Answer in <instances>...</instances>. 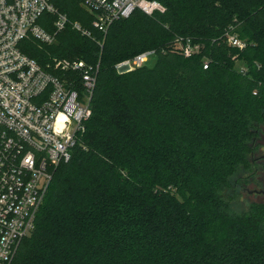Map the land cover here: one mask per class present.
Wrapping results in <instances>:
<instances>
[{"label":"trees","instance_id":"1","mask_svg":"<svg viewBox=\"0 0 264 264\" xmlns=\"http://www.w3.org/2000/svg\"><path fill=\"white\" fill-rule=\"evenodd\" d=\"M155 1L164 12L103 34L79 0H53L90 36L68 25L53 45L21 43L44 68L99 70L79 145L10 264H264V206L239 216L224 194L264 124V0ZM149 51L152 66L116 70Z\"/></svg>","mask_w":264,"mask_h":264},{"label":"built area","instance_id":"2","mask_svg":"<svg viewBox=\"0 0 264 264\" xmlns=\"http://www.w3.org/2000/svg\"><path fill=\"white\" fill-rule=\"evenodd\" d=\"M79 1L92 16V27L103 34L137 10L148 16L165 11L155 0ZM47 15L54 17L51 31L44 27ZM68 25L90 36L80 23L71 24L53 0H0V264H10L33 233L53 170L72 158L91 115L99 65L54 58L44 68L20 48L27 39L53 45ZM227 40L244 47L233 35ZM183 52L188 57L193 49L187 45ZM153 56L141 53L116 70L134 71Z\"/></svg>","mask_w":264,"mask_h":264},{"label":"rangeland","instance_id":"3","mask_svg":"<svg viewBox=\"0 0 264 264\" xmlns=\"http://www.w3.org/2000/svg\"><path fill=\"white\" fill-rule=\"evenodd\" d=\"M153 63L154 58L151 57L148 65L152 66ZM237 67L243 68L244 65L242 62H238ZM252 143L254 145V140ZM254 150L255 148L248 155L246 164L238 167L237 172L230 179V187L224 191L233 213L244 217L253 210V206L256 208L264 206V198L258 199L251 193L255 188L254 184L257 182L256 170L252 161Z\"/></svg>","mask_w":264,"mask_h":264},{"label":"flooded vegetation","instance_id":"4","mask_svg":"<svg viewBox=\"0 0 264 264\" xmlns=\"http://www.w3.org/2000/svg\"><path fill=\"white\" fill-rule=\"evenodd\" d=\"M253 163L256 170L257 182L251 193L258 199L264 198V124L260 125L255 132Z\"/></svg>","mask_w":264,"mask_h":264}]
</instances>
